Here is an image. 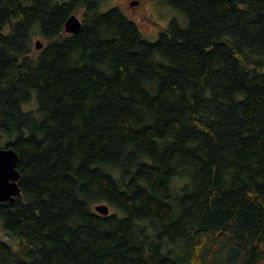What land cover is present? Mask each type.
<instances>
[{"label": "trees", "instance_id": "1", "mask_svg": "<svg viewBox=\"0 0 264 264\" xmlns=\"http://www.w3.org/2000/svg\"><path fill=\"white\" fill-rule=\"evenodd\" d=\"M102 1L0 0V264H264V0Z\"/></svg>", "mask_w": 264, "mask_h": 264}, {"label": "rangeland", "instance_id": "2", "mask_svg": "<svg viewBox=\"0 0 264 264\" xmlns=\"http://www.w3.org/2000/svg\"><path fill=\"white\" fill-rule=\"evenodd\" d=\"M119 5L124 7L123 11L127 16L138 22L144 37L150 41L157 40L159 32L168 28L173 20H176L181 27H186L188 24V16L164 0H104L100 4V11L104 12ZM76 15L79 18L82 16L80 12ZM38 39L41 40L35 38L34 44ZM156 59L161 60V56L157 55ZM17 242H19L18 238L16 243L11 245L14 247Z\"/></svg>", "mask_w": 264, "mask_h": 264}, {"label": "water", "instance_id": "3", "mask_svg": "<svg viewBox=\"0 0 264 264\" xmlns=\"http://www.w3.org/2000/svg\"><path fill=\"white\" fill-rule=\"evenodd\" d=\"M134 4L136 2H133ZM82 27V20L73 13L65 22V29L68 33H77ZM43 42L38 39L36 47L43 48ZM18 152L14 148H0V201L15 199L21 193L18 185L20 172L17 169ZM95 209L104 215L109 214L110 207L107 204H99Z\"/></svg>", "mask_w": 264, "mask_h": 264}, {"label": "flooded vegetation", "instance_id": "4", "mask_svg": "<svg viewBox=\"0 0 264 264\" xmlns=\"http://www.w3.org/2000/svg\"><path fill=\"white\" fill-rule=\"evenodd\" d=\"M16 197V196H15ZM15 200V199H14ZM14 200L13 201H11V200H5V201H11V202H14ZM1 202V201H0Z\"/></svg>", "mask_w": 264, "mask_h": 264}]
</instances>
